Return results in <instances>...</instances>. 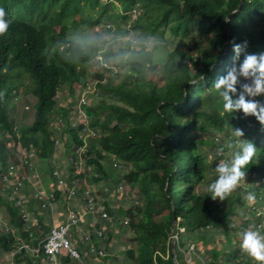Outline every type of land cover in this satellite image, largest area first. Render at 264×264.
Segmentation results:
<instances>
[{
  "label": "trees",
  "instance_id": "obj_1",
  "mask_svg": "<svg viewBox=\"0 0 264 264\" xmlns=\"http://www.w3.org/2000/svg\"><path fill=\"white\" fill-rule=\"evenodd\" d=\"M0 8L5 9L10 20L7 31L0 34V188L3 185L1 173L6 164L17 162L20 155L17 153L13 158L9 147L11 141L31 153L28 158L48 160L47 166L50 164L57 149L54 139L59 136L58 132L53 135L50 125L53 115L61 113L64 123L68 113L67 109L57 105L58 90L62 85H68L74 93L85 79L90 58L103 49L93 40L74 38V31L80 25L95 30L101 23H108L111 28V19L115 17L124 22V28L128 25L125 30L131 32L136 41L126 40L133 74L123 76L115 85L114 78L104 79L103 71L110 69L104 65L114 63L122 50L120 45L112 52L108 44L102 60H95L99 65L102 63L101 71L97 70L95 76L105 80L99 87L117 99H125L131 108L117 102L104 103L99 137L93 139L92 135L84 142L86 166L92 170L86 185L95 195L96 203H100L106 212V217H99L97 210L86 213L90 216L86 235L97 244L96 231L102 230L104 240L106 232L101 227L106 229V223H111L114 232L123 228L134 233L135 248L128 249L127 253L136 264H187L179 256L181 248L195 242L209 250L221 232L224 237L221 252L213 251L210 260H203L197 254L198 258L192 264H227L228 256L231 264H254L240 250L236 232L244 228L264 231L261 205V201L264 202V136L262 140L255 137L259 136L256 134L259 131L264 133V127L252 115L245 116L239 110L225 112L213 84L234 62L233 44H241L243 49L235 60L237 64L246 53L264 52V0H0ZM110 28L106 30L110 31ZM119 38L113 40L117 42ZM191 38L196 39L184 42ZM148 39L165 50L157 62L152 60L153 50L145 45ZM193 47L195 50L191 51ZM24 85L25 94L31 93L37 98V106L32 121L22 126L16 123L18 118L13 117L12 107L19 87ZM237 87L239 90V85ZM245 98L264 103V95L253 98L246 95ZM25 109L27 107L23 106L21 111ZM89 109L99 113L101 108L89 107L88 113ZM236 127L242 130L243 139L257 140L259 147L243 169L245 180L241 188H234L222 201L213 200L205 184L215 176L208 175L214 171L219 159L229 157L219 135L229 137ZM74 128H71V140L65 145L69 157L73 156L70 152L74 147L83 144L78 134L81 125ZM209 128L216 134L215 144L225 152L218 156L217 150L210 161L202 145L206 142L191 134L194 130ZM42 169L44 166L40 167ZM70 169H74L71 164ZM115 171L122 174L117 175L115 183H110V176ZM254 176L257 180L250 181ZM246 182L250 183V189ZM117 185L122 188L111 193ZM130 191H134L132 205L128 204L118 212L110 203L109 195L128 200ZM251 191L254 201L261 205L259 212L255 211V203L250 208L246 203L245 193ZM26 196V210L29 211L31 195L27 193ZM53 196L52 205L61 198L58 189ZM4 199L0 195V201ZM42 201L44 199L38 204ZM4 202L6 219L0 224V231L5 226L11 231L0 233V250L10 252L18 243L15 231L23 241L35 245L41 235L38 237L34 228L25 226L21 207L7 200ZM239 205L242 210L248 209L250 217L245 211H236ZM72 208L74 206L69 205L66 210ZM38 219L43 222L44 214L41 213ZM237 220L239 223H235ZM173 221V232L178 235L176 261L169 239ZM49 227H44L43 231ZM179 227L184 231L179 233ZM112 230L107 231V236ZM229 230L233 240L236 238L231 249L229 239H226ZM29 233H32V239ZM208 239L212 241L208 243ZM39 254L34 257L22 249L15 253L13 261L16 264H40L42 254ZM109 261L117 264L116 260Z\"/></svg>",
  "mask_w": 264,
  "mask_h": 264
},
{
  "label": "rangeland",
  "instance_id": "obj_2",
  "mask_svg": "<svg viewBox=\"0 0 264 264\" xmlns=\"http://www.w3.org/2000/svg\"><path fill=\"white\" fill-rule=\"evenodd\" d=\"M134 17H135V15L132 16V18H134ZM102 20L105 21V18ZM111 23H112V26L110 28V31L106 30L105 28H101L100 24L94 28L95 30L86 29V28L84 29L80 25V26H77L76 30L74 31V34H73L74 38L78 39L79 41L93 40L97 43V45L101 46L103 49H101L99 52H95L94 56H92L90 58V60L91 59L92 60L90 63H88L87 68H86V72H85V76L83 77V78H85V80H84V82H82V81L80 82V84H79L80 86L76 89V91L74 93L70 92L68 85L67 86L62 85L59 88L58 93H57V97H56L57 98V105L60 108H65L68 110L66 122H64L63 124H60V130H59L58 138L61 136V142L62 143L59 145V147H57V149L54 153V156L52 157L51 162L48 166H47L48 160H38V161L35 159L32 160L33 163H35V165H36L35 166L36 174L34 175L33 179L30 181L29 185L27 186V190L25 191L26 194L30 193L32 191H35V190H38V191L44 190L46 193H50V192H52V190L57 189L58 187L55 185L54 179L50 176V171L53 168L59 167L60 169H62V175H64V176H66L67 173L70 172L71 169H70V165L68 164V157H69L68 152L69 151L65 152V147H66L65 145H66V141L71 140L70 139V136L72 137V129L71 128L76 127L78 124L81 123V120H82L80 117L78 118L76 116V114L74 113L77 111V109L72 111L73 103L76 105V98L80 94H82V92H83L81 89V85L86 86V89L89 90L85 94L87 104H86V107L83 109V112L85 111L87 113L88 122L91 125V129L93 131H95V134H88L86 131H84L83 139H85L86 141H88V137H91L92 135H94L93 137H91L93 139L99 137V133L101 131V126H100L101 125V118L103 117V111H104V109H102V106H104L103 105L104 103L110 104L113 102H117L118 104H120L124 107L131 108V106H129L126 103L125 99H119V98L117 99L116 96H113L110 92H106L101 87L98 86L99 83L103 84L105 82L104 79H108V78H114L113 84L115 85L118 81L121 80V78L123 76L128 75V74H133V71H134L133 68L130 67L129 62H128V56H129L130 49H128L126 46V40H133V37L130 34L131 32H127L125 30V28L128 29V25H126V27L124 28V26H125L124 22H120V20L115 18V17H113L111 19ZM98 32L100 33L99 35H97ZM132 34H134V31H132ZM117 36L122 39L121 40L119 38V40H121L122 42L119 40L117 42L113 40L114 38H117ZM155 36L156 35H153V37H155ZM195 39L196 38H191V39H188L187 41H184V42H186V43L187 42H194ZM145 41L148 42L145 44V45H147V48L153 50L152 56H151L153 62H157L158 61L157 58L162 57L165 50L157 47L156 46L157 43H155L154 40H152V39H148ZM108 44L111 45V48H112L111 51L112 52H115L119 48L120 45H122L121 46L122 50H120V54H118V56H116L114 63L108 62L107 64L104 65V67H108L110 69H109V71H107V70L103 71L102 75L105 78L103 80H99V79H97L95 74H96L97 70L101 71L100 65H102V63L100 62L101 64L99 65L96 63L95 60L96 59L98 61L102 60V53L108 50V47H109ZM177 44L183 45L182 42H178ZM194 50L195 49L193 47L191 51H194ZM113 59H114V57H113ZM113 59H111V60H113ZM146 68H147V66L145 64L144 69H146ZM115 73H117V76H114ZM240 80H241V83L251 84V77H248V79H246V80H244V77H242V78H240ZM24 81H26V80H24ZM25 92H26L25 85L23 87H19L18 94H17V97L15 99V105L12 107L13 117L18 118V121L16 123H21L22 126L28 125L32 121V118H33V115H34V112H35V109L37 106V98L35 96H33L31 93L25 94ZM251 98H253V97H251ZM21 106H22V108H23V106H26L27 109L21 111L22 110ZM89 107L92 109H94V108H101V109H100L99 113L90 112V109H89V113H88ZM88 114H89V116H88ZM98 114H99V117H97ZM56 118H57V115H53V122H51V124H50L51 126L56 124V122H57ZM67 126H68V128H67ZM74 130H76V129L74 128ZM54 134H55V132L53 131V135ZM191 134L196 139H198L200 141L204 140L206 142L205 144H202V145L210 156V158H208L209 161L212 160V157L214 156V154L217 150L222 149L215 144L216 134H214L212 132V130H210V128L207 129L206 131L205 130L200 131L199 129H197V130L192 131ZM256 134L259 135V136H255V137H258V140L263 139L264 133L262 131H259ZM219 137H220L221 144L224 145V148H226V152L229 156L230 153L234 150V149H229L227 147V141H228L229 137L224 136V134L223 135L220 134ZM91 138H89L90 141L88 142L89 143L88 145H90ZM252 143L256 146V151H257L258 150L257 148L259 147L258 141L255 140ZM9 147L12 149V152L14 154L13 158L16 157L15 155L17 153H19L18 151L21 149L19 147V143H17L16 141H11ZM224 153L225 152H222L221 155L219 154V156H223ZM227 158L228 157H225L222 159H227ZM41 166L42 167L44 166V169H42V171L40 170ZM215 166H216V164L214 165V167ZM82 168H83L84 173L81 174L79 176V178H80V182L83 180L84 184L86 185L89 183L88 181L91 179V174H92L91 167L86 166V158H85V163L83 164ZM119 173H120V171H115L114 175L110 176V179H109L110 183H115V181L117 180L116 177H118L119 175L122 174V173L121 174H119ZM208 176L209 177L211 176L213 178V176H215L214 171L211 172V174H209ZM244 180H245L244 177L241 178V181L239 182V184L235 188L236 189L241 188V186L244 184ZM256 180H257V178L255 176L250 178V181H256ZM247 181H249V177L247 178ZM206 182H207V180H206ZM246 184L249 185V189H250V183L246 182ZM205 185L207 186V184H205ZM206 186L202 187V191L205 190ZM260 188H261V186L259 185V189ZM252 191L254 192V190H252ZM252 191H251V193H252ZM133 192L134 191H130V194L128 196V200H121L117 196L109 195V197H110L109 201L112 205H114V207H116L118 209V212H119L120 211L119 209H125V207H127L128 204L132 205L131 202L134 200V196L132 194ZM252 194H254V193H252ZM0 195H1V190H0ZM61 199H63V196L61 197ZM245 199H246V203L248 204L249 208L251 205H253V203H255L254 206H255L256 210L258 209V206H261V205L264 208V202L263 201H261V205L257 204L254 201V199L252 201H248L247 193H245ZM6 200L8 202H10L5 197L4 201H6ZM59 200L60 199H58L56 202H58ZM4 201L3 202L0 201V224H3L4 220L6 219V212H5L6 204ZM67 201H69V199H65V203H67ZM236 203L238 204V202H236ZM27 207H28V204H25L24 208H27ZM241 210H242V206L239 205L238 208L236 209V211L240 212ZM242 211L243 212L245 211L247 217H250V213L248 212L247 208H245V210L243 209ZM118 212H115V213H118ZM119 214H122V213H119ZM28 215H29V223H30L29 227H32L35 229V232H36L38 237L41 233V236L38 238V241H40L42 238L45 237L46 232H47V231L44 232L43 228L44 227L47 228L49 225H45L43 223L44 221L42 222V220H39L38 223L36 221H34L36 219V218L34 219V216L41 215L39 213H38V215H33V216L31 213ZM80 218H81L80 225H78L76 228L78 231H76L75 233L73 232L74 234H76L74 236V239L79 240V241H80V239L81 240L83 239L82 237H80L83 234L82 232L86 233L88 230V224L85 222L86 221L85 219L89 220L90 216L83 212V213H81ZM240 219H242V218H240ZM235 223H239V221L237 220V221H235ZM174 224H175V222H174ZM236 225H237V229H240V227H238L240 225H238V224H236ZM173 226H172V231H171L172 234L171 235L169 234V239L171 240L172 235H174L175 239L173 242L171 241V243H173L175 245V241H177L178 235H177V233L173 232ZM9 228L10 227H7V229H2L0 231V233H4V231H7ZM101 228H103V231L106 232V237L103 240L102 244L105 246V250L108 254L107 258H109L111 260H116L117 264H120V263L121 264H136L135 261L127 253L128 249H130V248L134 249L135 248V247H133V245L135 243L134 236H132L134 233H131V232H129L123 228H120L114 232L112 230L114 228V225H112L111 223H106V229L104 227H101ZM13 229H15V228H13ZM108 230H112V232H111V234L108 233V236H107ZM178 231H179V233H181L184 231V228L179 227ZM239 233H240V231L238 230V232H236L237 238H239ZM14 234H15V232H14ZM16 234L18 235V233H16ZM227 235L228 236L226 237V239H229L228 247H229V249H231L232 248L231 243H232V241H234L233 243H236V238H235V240H233V237H232L230 230L227 233ZM14 237H15V235H14ZM18 238H19V236H16V239H18ZM29 238L30 239L33 238L32 233H29ZM223 238L224 237H223V234L221 232L219 234H217V237H216L217 242H216V244H211L212 246H211V248H209V250L208 249L204 250L202 244H198V243L193 242V243H195V248L197 247L196 248L197 254L199 256H201L203 258V260L212 259L211 255L213 254V251L218 250L219 252H221V250L223 248ZM106 239H107V241H106ZM211 241L212 240L208 239V243ZM37 243L35 245H32L30 243H28V244L36 247ZM11 250H10V252H5V253H3V251L0 250V264H16V263H14L13 260H11ZM39 255L40 254L34 255V257H37ZM180 258H181V256H180ZM68 259L69 260H67V258H62V259L59 258V263L60 264H66V262L69 261L70 264H79V262H76L75 259H70V256ZM85 259L88 261L87 257H85ZM221 260L222 259H220V261ZM12 261H13V263H12ZM231 263H232L231 258H230V256H228L227 257V264H231ZM18 264H25V263L20 262ZM220 264H222V263H220Z\"/></svg>",
  "mask_w": 264,
  "mask_h": 264
},
{
  "label": "built area",
  "instance_id": "obj_3",
  "mask_svg": "<svg viewBox=\"0 0 264 264\" xmlns=\"http://www.w3.org/2000/svg\"><path fill=\"white\" fill-rule=\"evenodd\" d=\"M135 15V14H133ZM135 18V17H134ZM133 18V19H134ZM101 28L109 29L110 24L101 23ZM133 42H136L134 39ZM82 94H80L76 98V105L73 103L72 111L77 109L76 116L81 118V128L79 129V137L83 140L82 145H78L73 148L70 152L73 156L68 157V164L72 165L74 169L70 170L66 176L62 175L61 170L57 167L53 168L51 171V176L55 181V185L58 187V191L60 196L65 197V199H69L70 197L76 196L77 194L82 196V201L84 206L86 207L85 213L97 210L99 213V217H106V212L100 203H96L94 200L95 195L92 193L90 187L84 184L83 180L80 182L79 174L83 172V163L85 161L84 152H85V139H83V133L86 131L88 134H95V131L89 128V122L87 113L83 109L86 107V92L89 91L86 89V86L81 85ZM86 119V120H85ZM56 124L53 125V129L55 131L60 130V124L63 122V117L61 114L57 115ZM55 146H59L61 141L58 137L54 139ZM20 155L17 158V162H8L1 173V181L3 185L1 186V195L7 198L10 202H12L15 206L21 207V217L25 222V226L29 227V215L30 212L26 210L25 207V197L27 198L25 191L27 190V186L30 181L33 179L36 174V168L31 158H28L31 153H27L25 149H21L19 152ZM221 160V159H219ZM80 184V187H79ZM122 188V185H117L116 187L111 189L112 192L119 191ZM52 190L50 193H46L44 190H35L30 192L31 195V205H36L37 210L40 211H48L52 206V201L55 200L53 196ZM44 199L40 204H38L39 200ZM97 204V205H96ZM98 207V208H94ZM260 210H258L259 212ZM67 212V220L62 221L57 225H52L46 232L44 238L38 241L37 246H31L27 242L23 241L20 237L16 239L18 231H15V239L18 243L14 245V248L11 250V260L15 253L24 249L26 252H29L32 255H37L39 253L42 254L44 261L47 264H60L59 256L67 255L70 256L71 259H75L80 262V264H113L111 261L107 259V252L105 250V246L102 244L103 242V232L101 229L96 231V239L98 243L96 244L92 242V239L88 235L83 236V242L86 244L85 252L73 246L71 240V231L72 227L77 225V222L80 218V215L77 211L72 208L66 210ZM262 226V225H261ZM8 226H5L4 229H7ZM7 231H11L8 229ZM4 231V232H7ZM171 235V234H170ZM175 236L172 235V239L170 242L174 241ZM178 240V239H177ZM177 242V241H175ZM195 251V246L193 243L189 244L187 248L180 249V255L186 262L192 261V255ZM86 254L88 257V261L85 259ZM84 255V256H83ZM91 259L94 261L91 262ZM13 263V261H12ZM215 264V263H210Z\"/></svg>",
  "mask_w": 264,
  "mask_h": 264
},
{
  "label": "clouds",
  "instance_id": "obj_4",
  "mask_svg": "<svg viewBox=\"0 0 264 264\" xmlns=\"http://www.w3.org/2000/svg\"><path fill=\"white\" fill-rule=\"evenodd\" d=\"M7 16L8 14L5 9L0 8V34L5 33L9 27L10 20ZM232 48L234 62L227 68L224 75L215 80L213 86L218 92V97L222 101V108L225 112L235 113L239 110L245 116H254L259 124L264 127V103L245 98L246 95L249 98L264 95V52L259 54L246 53L237 64L235 60L241 55L243 50L242 45L233 44ZM241 77H244V80L251 77V84L240 83ZM237 85H239V90ZM53 131L55 133L58 132L59 135V131H55L54 129ZM242 137L243 132L240 128L236 127L231 130L227 147L234 150L227 159L218 160L214 169L215 179L207 184V192L213 200L218 198L222 201L233 191L241 181V178L245 176L243 169L250 163L256 153V146ZM221 151L223 149L217 151L218 156ZM247 199L248 201H252L254 195L251 192L248 193ZM258 210L261 211L260 206H258L256 211ZM130 232L132 233V231ZM169 234H172V232ZM171 244L174 245L173 243ZM193 244L195 246V243ZM239 247L243 253L252 259L254 264H257V262L258 264H264V231L258 228L242 229L239 233ZM197 258L196 249L194 255H192L191 262L188 263L181 257L182 261L187 264H192ZM174 260H177V252Z\"/></svg>",
  "mask_w": 264,
  "mask_h": 264
},
{
  "label": "crops",
  "instance_id": "obj_5",
  "mask_svg": "<svg viewBox=\"0 0 264 264\" xmlns=\"http://www.w3.org/2000/svg\"><path fill=\"white\" fill-rule=\"evenodd\" d=\"M79 187H80V184H79ZM70 198L71 199L69 201H67V203H65V197H63V199L59 198L60 200L58 202H56L57 201L56 200L55 203H54V205H52L50 207V209L48 210V213H44L43 211L37 210L35 204L34 205H31V209L29 211L32 214V216L33 215H38V213L39 214L43 213L44 214V222H46V224H49L50 226L57 225V224L61 223L62 221H66L67 220V212H66V207L67 206H69V205L72 206V207L74 206V209L77 211V213L79 215H81V213H83L85 211V209H86V207L84 206L83 201H82L80 195L77 194L76 196L70 197ZM38 218H39V216H34V219H35L34 221H36L37 223H38V220H39ZM85 220H86L85 222L89 225L90 224L89 220H87V219H85ZM80 221H81V218H79V220L77 222V225L74 226V227H72V231H71V235L70 236H71V240H72L73 246H75L78 249L82 250V252H85L86 244H84L83 239L82 240L80 239V241L74 239V236L76 235L74 233L76 231H78L76 228H77L78 225H80ZM82 233H81L82 235L80 237L83 238V236L86 233L85 232H82ZM40 235H41V233H40ZM84 255H85V257H88L86 254H84ZM62 256H59V258H61V259L62 258H67V260H69L68 259L69 256H67V255H62ZM93 261L94 260L91 259V262H93ZM39 262H40V264H47L44 261L43 256H42V258L40 257ZM76 262H78V261H76ZM66 264H70V262L67 261ZM79 264H80V262H79Z\"/></svg>",
  "mask_w": 264,
  "mask_h": 264
},
{
  "label": "water",
  "instance_id": "obj_6",
  "mask_svg": "<svg viewBox=\"0 0 264 264\" xmlns=\"http://www.w3.org/2000/svg\"><path fill=\"white\" fill-rule=\"evenodd\" d=\"M173 225H174V221H173V223H172V225H171V227L169 229V233H171ZM171 248H172V251H173V257H175L176 256L175 246L171 244Z\"/></svg>",
  "mask_w": 264,
  "mask_h": 264
}]
</instances>
